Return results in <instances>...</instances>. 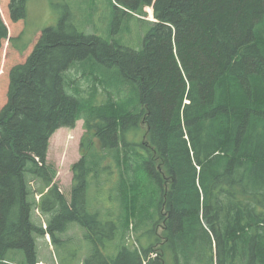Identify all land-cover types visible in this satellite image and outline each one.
Wrapping results in <instances>:
<instances>
[{
  "label": "trees",
  "instance_id": "1",
  "mask_svg": "<svg viewBox=\"0 0 264 264\" xmlns=\"http://www.w3.org/2000/svg\"><path fill=\"white\" fill-rule=\"evenodd\" d=\"M0 1L16 29L27 22L29 0ZM114 8L109 37L68 14L10 36L0 13V50L24 53L0 79V264L13 251L42 262L37 238L65 242L74 222L93 247L85 264H264V0ZM131 18L149 25L139 49L118 37ZM80 119L68 199L48 151Z\"/></svg>",
  "mask_w": 264,
  "mask_h": 264
},
{
  "label": "rangeland",
  "instance_id": "2",
  "mask_svg": "<svg viewBox=\"0 0 264 264\" xmlns=\"http://www.w3.org/2000/svg\"><path fill=\"white\" fill-rule=\"evenodd\" d=\"M114 3L115 0H29L27 22L25 24L21 23L17 29L7 17L4 1H0V13L9 27L10 36L18 35L25 28V38L34 39L39 34V31L41 32L44 28L50 26H56L59 19L63 15L68 14L70 21L80 30L109 37V34L112 32V22L114 19ZM150 9L152 8L148 7L146 9L148 11L146 19L154 20V15ZM148 28L149 25L146 22L131 18L130 22L122 27L118 37H120L123 45L139 49L143 45V39ZM23 56L24 53H20L16 48L12 47L9 41L4 42L0 50V79L4 75L8 65H10L11 60L14 61V59ZM71 75L75 79L81 80L82 89L88 87L85 81L79 75H76L75 71ZM67 89L68 92L72 90L68 86ZM103 93L101 94V99L105 97ZM84 133V120L80 119L73 127H62L57 130L50 140L48 160L57 166L58 175L56 181L68 199L71 198L73 187L74 174L72 166L81 158V140ZM39 185V182L33 183L34 188H38ZM92 193L91 191L90 194ZM93 196H95V192ZM40 197V195H37L38 200H40ZM115 206L112 202L107 204L110 211H113ZM100 207L105 208L100 203L99 205H94L93 209H101ZM32 219L36 224L43 223L47 228V223H45L46 216L42 214L41 210L36 209L33 212ZM85 234L86 229L74 222L61 235L65 242L61 241L54 244L49 234L39 236L37 238L39 259L44 264H85V260L91 254L93 248L91 242L85 237ZM134 240L132 238L128 243L136 245ZM11 253V264H20L24 253L22 251H13Z\"/></svg>",
  "mask_w": 264,
  "mask_h": 264
},
{
  "label": "bare ground",
  "instance_id": "3",
  "mask_svg": "<svg viewBox=\"0 0 264 264\" xmlns=\"http://www.w3.org/2000/svg\"><path fill=\"white\" fill-rule=\"evenodd\" d=\"M151 10V12L153 13V9H150ZM38 264H44L43 262H41V263H38Z\"/></svg>",
  "mask_w": 264,
  "mask_h": 264
},
{
  "label": "water",
  "instance_id": "4",
  "mask_svg": "<svg viewBox=\"0 0 264 264\" xmlns=\"http://www.w3.org/2000/svg\"><path fill=\"white\" fill-rule=\"evenodd\" d=\"M154 20H156V19L154 18Z\"/></svg>",
  "mask_w": 264,
  "mask_h": 264
}]
</instances>
